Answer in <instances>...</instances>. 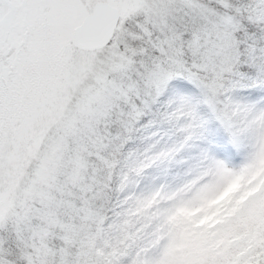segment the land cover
Returning a JSON list of instances; mask_svg holds the SVG:
<instances>
[{
	"label": "snow or ice",
	"instance_id": "1",
	"mask_svg": "<svg viewBox=\"0 0 264 264\" xmlns=\"http://www.w3.org/2000/svg\"><path fill=\"white\" fill-rule=\"evenodd\" d=\"M261 143L264 0H0V264H189L165 216ZM258 231L200 264H264Z\"/></svg>",
	"mask_w": 264,
	"mask_h": 264
},
{
	"label": "rangeland",
	"instance_id": "2",
	"mask_svg": "<svg viewBox=\"0 0 264 264\" xmlns=\"http://www.w3.org/2000/svg\"><path fill=\"white\" fill-rule=\"evenodd\" d=\"M54 122V120L44 122L43 126L39 128V133L46 132L47 127ZM228 162L231 168L214 171L212 173L213 178L208 184L201 186L190 198L178 199L173 205V210L165 216L164 223L168 226V232L165 235L169 238L168 255L170 257L175 259L176 254L180 253L179 258L181 260H187L189 264H200L214 252L222 253L225 250L224 245L227 243H229L228 246H239L243 251L242 246L249 233L255 232V236L252 238L255 240L259 236L258 230H264V211L262 210L260 212L262 215L260 217L261 224L254 225L247 233L235 234L232 237L229 236L228 232H218L216 237L215 234L214 236L205 234L206 231L202 226L213 224V221H216L221 205L230 200L233 194L246 195L250 189L257 193L264 186V179H261L254 187H249L258 177H264V143H261L252 161L243 168H240V165L244 164V159L234 164L229 159ZM232 168L239 170L234 172ZM151 173L152 170L150 169L147 178L141 183V189L149 190L159 185L150 177L149 174ZM187 191H191V188L189 187ZM251 193L249 194L251 195ZM156 195H159V192ZM171 198L169 197V199ZM155 202V196H152L151 199H148L147 196L140 198L138 199L137 211L143 212ZM258 205L264 208V199L255 202L251 210H254L253 207Z\"/></svg>",
	"mask_w": 264,
	"mask_h": 264
},
{
	"label": "trees",
	"instance_id": "3",
	"mask_svg": "<svg viewBox=\"0 0 264 264\" xmlns=\"http://www.w3.org/2000/svg\"><path fill=\"white\" fill-rule=\"evenodd\" d=\"M213 127H215V125H213ZM140 135L141 134H137V138L135 139L134 143L130 145L131 147H140V148L144 147V143H142L139 138ZM185 155L188 154L185 153ZM241 159H244L243 152L236 154L234 158H229V161L234 164L239 162ZM165 167L166 166H162L160 168L151 169L152 173L149 174L150 177H152V179L158 184L165 182L169 184L175 183L176 181H174L173 178L174 176H176L177 173L183 172V167L174 165L171 167V170L167 172L165 171ZM252 190L253 189H250L248 194L246 195L240 194L238 197L237 194L236 195L233 194L230 200L222 204L220 213L218 214L217 216L218 218L216 219V221H213V224L212 223L210 225L205 224L204 226H202V228L204 227V230L206 231L205 234H208L210 236L211 235L214 236L215 234L216 237L218 232L219 233L228 232L229 236L232 237L235 234L247 233L251 228L254 227V225L261 224L260 217L262 215L260 214V212H262V210L264 211V208L260 207V205H258L257 207H253L254 210H251V208H249L246 212L242 211V206L244 202L247 201L249 197L253 196L256 193L253 192ZM249 193H251V195ZM217 225H220L221 227H217ZM228 245L229 243H227V245H224L225 250L232 249V250L241 251L242 249L239 246H228ZM225 250L223 252H225Z\"/></svg>",
	"mask_w": 264,
	"mask_h": 264
}]
</instances>
